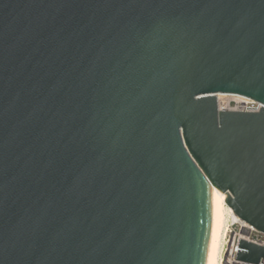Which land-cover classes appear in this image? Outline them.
Segmentation results:
<instances>
[{
    "label": "water",
    "instance_id": "95a60500",
    "mask_svg": "<svg viewBox=\"0 0 264 264\" xmlns=\"http://www.w3.org/2000/svg\"><path fill=\"white\" fill-rule=\"evenodd\" d=\"M213 188L264 233V0H0V264H210Z\"/></svg>",
    "mask_w": 264,
    "mask_h": 264
},
{
    "label": "bare ground",
    "instance_id": "6f19581e",
    "mask_svg": "<svg viewBox=\"0 0 264 264\" xmlns=\"http://www.w3.org/2000/svg\"><path fill=\"white\" fill-rule=\"evenodd\" d=\"M226 195L218 191L217 189H212L211 200H212V258L210 264H218L220 241L222 239V230L225 220V212L228 211L231 214V221L237 222V217L231 213V209L225 203Z\"/></svg>",
    "mask_w": 264,
    "mask_h": 264
},
{
    "label": "built area",
    "instance_id": "2783aa9c",
    "mask_svg": "<svg viewBox=\"0 0 264 264\" xmlns=\"http://www.w3.org/2000/svg\"><path fill=\"white\" fill-rule=\"evenodd\" d=\"M236 223L237 227L231 233V238L226 251V264H247L235 259L237 250H239L238 246L240 239L257 246H263L264 233L256 230L254 227L245 222L238 220ZM258 264H264V258H262Z\"/></svg>",
    "mask_w": 264,
    "mask_h": 264
},
{
    "label": "rangeland",
    "instance_id": "374dc122",
    "mask_svg": "<svg viewBox=\"0 0 264 264\" xmlns=\"http://www.w3.org/2000/svg\"><path fill=\"white\" fill-rule=\"evenodd\" d=\"M231 211V210H230ZM232 213V212H231ZM237 227L236 222L231 221V214L230 212H225V220H224V226L222 230V239L220 241V250H219V259L218 264H226V251L229 244V240L231 238V233L234 231Z\"/></svg>",
    "mask_w": 264,
    "mask_h": 264
}]
</instances>
